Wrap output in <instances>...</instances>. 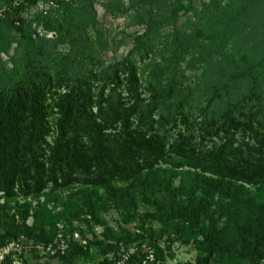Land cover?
Here are the masks:
<instances>
[{"label": "trees", "instance_id": "obj_1", "mask_svg": "<svg viewBox=\"0 0 264 264\" xmlns=\"http://www.w3.org/2000/svg\"><path fill=\"white\" fill-rule=\"evenodd\" d=\"M36 1L0 0L1 192L12 196L18 173L49 156L54 184L160 207L175 234L184 225L206 242L202 264L229 251L227 226L264 222V0H103L106 14L141 28L108 61L96 0H44L39 31L22 15ZM211 209L221 224L205 223ZM119 250L98 246L99 264Z\"/></svg>", "mask_w": 264, "mask_h": 264}, {"label": "rangeland", "instance_id": "obj_2", "mask_svg": "<svg viewBox=\"0 0 264 264\" xmlns=\"http://www.w3.org/2000/svg\"><path fill=\"white\" fill-rule=\"evenodd\" d=\"M102 2L96 0L95 10L105 30L107 50L103 58L120 59L132 49L141 28L124 16L106 14ZM47 10L48 4L38 0L28 5L22 15L39 31L36 19ZM184 22H187L185 16L180 17L177 26L183 27ZM38 162L39 170L18 173L12 196L0 191V254L3 256L0 264H29L35 258L51 259L50 264H55L59 257L68 254H74L73 264H99L102 258L96 255L98 246L114 244L120 250L115 260L106 257L110 264H202L211 253L206 242L186 226H179L175 234L176 223L166 224L160 207L151 201L136 195L133 202L118 204L110 197L104 202L108 196L102 186L54 184L49 179V172L54 173L49 156L39 158ZM35 172L43 184L38 192L33 187ZM89 193L100 199L94 206L88 202ZM212 211L204 217L205 223L221 224L222 218L217 214L211 220L207 218ZM226 228L223 237L229 251H213L208 264H247V252L255 254L253 264H264V222L256 227L235 228L231 224ZM16 231L27 236L11 239L9 234ZM83 247H88L89 253L80 256L78 251Z\"/></svg>", "mask_w": 264, "mask_h": 264}, {"label": "built area", "instance_id": "obj_3", "mask_svg": "<svg viewBox=\"0 0 264 264\" xmlns=\"http://www.w3.org/2000/svg\"><path fill=\"white\" fill-rule=\"evenodd\" d=\"M3 258V256L0 254V259H2Z\"/></svg>", "mask_w": 264, "mask_h": 264}]
</instances>
